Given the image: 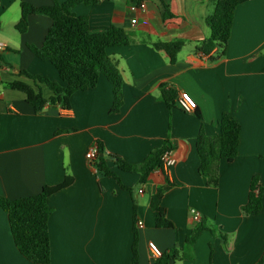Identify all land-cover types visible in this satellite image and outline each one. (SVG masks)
Segmentation results:
<instances>
[{"label":"crops","instance_id":"obj_1","mask_svg":"<svg viewBox=\"0 0 264 264\" xmlns=\"http://www.w3.org/2000/svg\"><path fill=\"white\" fill-rule=\"evenodd\" d=\"M64 3L67 0H56ZM142 1L146 12L130 11ZM53 5V0H0V197L18 199L40 193L43 186H57L71 177L72 184L49 197L53 209L48 221L51 264H132L134 219L138 228L141 264H154L148 242L162 250L184 248L195 226L191 209L206 217L217 232L205 231L193 246V258L176 264H255L264 253V194L259 215L245 216L251 180L259 177L264 187V0H249L236 8L226 53L218 49L203 54L200 42L210 38L206 24L214 12L211 0H171L175 17L163 20L159 0H101L80 4L75 15L87 16L92 30L112 24L131 37L128 46L113 47L124 78V104L113 105L111 82L104 75L97 85L76 92L71 109L47 107L40 113L25 93L10 84L24 82L50 99L54 93L45 83L22 73L49 77L61 83L58 71L29 50L40 47L52 26L51 18L33 15L28 30L19 33L21 4ZM135 18L136 22L132 23ZM184 40L172 63L156 48V42ZM175 91L174 105L160 98V86ZM188 92L197 101L193 113H185L177 97ZM227 112L241 124L238 157L220 161L218 186L203 174L197 137L221 132L220 118ZM169 142L174 163L169 170H155L144 185L134 172L118 173L124 189L112 176L99 174L85 157L89 147L102 143L105 154L140 164L156 147ZM158 187L165 189L162 205L175 229H157L150 200ZM0 208V264H35L20 254L12 238L9 220Z\"/></svg>","mask_w":264,"mask_h":264},{"label":"trees","instance_id":"obj_2","mask_svg":"<svg viewBox=\"0 0 264 264\" xmlns=\"http://www.w3.org/2000/svg\"><path fill=\"white\" fill-rule=\"evenodd\" d=\"M101 0H67L59 3L53 0V5L33 6L28 2H22L20 19L16 25L19 33L28 30V18L33 15H45L51 18L52 26L40 47L30 45L29 50L42 61H48L58 71L60 82H55L47 76L30 74L23 70L26 77L35 82L45 83L54 95L48 99L41 92H36L24 82L14 81L10 84L14 90L25 93L28 103L35 112H42L46 106L50 108L60 107L71 109V98L78 91L94 88L101 75L111 82L113 91V105L111 113H118L124 104L123 84L124 78L118 68L117 60L112 58L108 50L113 47L128 46L132 37L118 25L112 24L104 31L96 32L91 29L87 16L75 15L73 8L77 5L98 4ZM249 0H211L214 12L208 16L206 24L210 29V38L200 42L199 49L205 55H210L213 50L218 49L220 57L226 53V45L231 38L232 23L236 8ZM161 5L162 19L165 21L175 17L171 11V0H159ZM1 27V26H0ZM184 40L171 42H156L157 49L164 51L172 63L183 46ZM264 56V54H263ZM175 91L160 86V98L172 109L174 105ZM3 100L0 99V110L5 111ZM221 132L216 136H206L202 130L197 137V149L201 160L203 174L207 177L213 188L218 186L220 178V161L231 163L238 157L241 124L231 114L224 112L220 118ZM98 145V156L92 164L96 171L105 176H112L124 189L133 192V188L122 184L118 173L113 167L123 172H134L140 174L139 184L145 185L150 175L155 170L164 172L162 168V156L172 147L169 142L162 147L152 150L148 157L140 164L128 163L118 157L106 155L102 143ZM112 163V165H111ZM71 177H65L57 186H43L40 193L36 195L8 199L0 197V208L6 212L12 238L18 251L28 262L35 264H51L50 235L48 221L52 216L53 209L48 199L72 184ZM264 187L259 184V177L255 176L250 183L248 202L241 207L245 216L259 215L262 210ZM165 189L158 187L150 200V207L154 214L155 227L157 229H175V225L168 217L166 209L162 205ZM190 234L186 238L183 249L176 245L163 251L161 258L154 264H176L186 259L193 258V246L198 238L207 231L214 237L220 235L226 244L227 237L209 224L206 217H201L195 222ZM134 242L132 243V264H141L138 252L139 231L137 218L134 219ZM210 264H213V250L211 248ZM255 264H264V253Z\"/></svg>","mask_w":264,"mask_h":264},{"label":"built area","instance_id":"obj_3","mask_svg":"<svg viewBox=\"0 0 264 264\" xmlns=\"http://www.w3.org/2000/svg\"><path fill=\"white\" fill-rule=\"evenodd\" d=\"M147 5L145 2L138 1V2H132L130 5V11L133 13H136L138 11H142V13L146 12ZM132 23L136 22V19L133 18ZM4 47V44L0 42V50ZM177 101L179 106L182 108V111L185 113H193L195 110H197L198 104L195 98L189 94L188 92L181 91L178 94ZM98 145H93L88 148L85 152V157L90 161L91 164L94 163L98 156ZM172 151H167L163 154L161 160H162V168L164 172L169 170V167L174 163V159L171 156ZM145 186L143 185L142 188L139 190V194L144 193ZM191 214L194 221H200L201 214L199 211L195 209H191ZM138 228H143V222L141 220L137 221ZM148 249L151 255V258L155 262L157 259L161 258L163 255V251L154 243V241L148 242Z\"/></svg>","mask_w":264,"mask_h":264},{"label":"rangeland","instance_id":"obj_4","mask_svg":"<svg viewBox=\"0 0 264 264\" xmlns=\"http://www.w3.org/2000/svg\"><path fill=\"white\" fill-rule=\"evenodd\" d=\"M185 261H188V259H186Z\"/></svg>","mask_w":264,"mask_h":264}]
</instances>
